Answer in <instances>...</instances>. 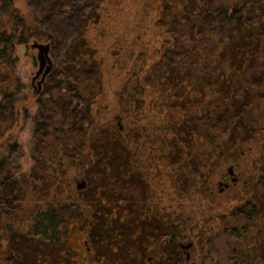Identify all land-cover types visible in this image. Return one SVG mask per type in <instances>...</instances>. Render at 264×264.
Here are the masks:
<instances>
[{
	"label": "trees",
	"instance_id": "obj_1",
	"mask_svg": "<svg viewBox=\"0 0 264 264\" xmlns=\"http://www.w3.org/2000/svg\"><path fill=\"white\" fill-rule=\"evenodd\" d=\"M78 1L0 0L1 211L6 210V207L16 211L31 209L24 205L29 199L50 202L60 200V203H63L60 209L69 210L73 206L72 202L78 198L76 191L70 185L64 184L66 170L71 167L89 169L90 145L101 152L99 144L104 135L98 130L94 133V139L84 131L77 132L72 138L70 135L63 136L60 125V77L58 78L60 64L45 76L39 92L31 89V81L26 83L18 76V47L27 46L28 40H38L50 42L51 49L60 46V42L68 43L67 55L72 69L65 73H71L72 77L77 78L86 72L100 79L99 62L92 61L93 56L88 50L80 52L77 39L81 32L78 33V38L74 37L70 41L68 39L77 31V28L71 27L73 21H80L81 26L88 23L94 14L100 13L104 0ZM143 1H151V5H154L155 19H158L157 27L164 29L161 32L166 39L154 52L153 60L147 67L136 64L140 66L138 72L151 75L148 79L158 83V88L164 90L161 94L165 98L175 91L178 97L185 100L183 107L177 109L176 122L195 125L193 128L187 126L192 137L193 155L200 156L204 151L201 145L205 126L208 129L210 161L215 158L214 154H220L218 147L222 153H226L229 147H234L235 138L251 136V132L256 131V123L262 126L259 130L263 132L264 0ZM40 5H45V9H48L45 14L39 11ZM78 13H83V20L78 19ZM184 31L189 33L185 42L187 45L183 51H178L174 46H170V43L174 36V43L175 39L182 38ZM202 32H205L209 39V49H206L202 41ZM144 54L145 51L140 50L138 57L141 58ZM207 71L209 77L205 78L202 75ZM188 74L192 76H187ZM134 78L139 80V76ZM49 82L53 84L51 89L47 86ZM183 82L187 84L186 89L180 85ZM196 85L201 86V91L197 94L194 91ZM68 87L86 88L82 80ZM180 88L183 91H179ZM205 97L208 99L207 105H204ZM190 98L192 100H189ZM28 120L32 121L31 137L35 145L29 151L27 161L29 160L30 164L27 163L28 167L25 169L26 166L22 164L25 159L19 160L16 156L21 149V127ZM111 134L109 133V136L119 147H115L114 151L121 152L119 128ZM72 139H78L81 144H75ZM73 146L80 153L79 160H73L66 154ZM262 174H259L258 178L255 177L256 179L252 178L249 187L251 194L248 198H243L239 191V203L236 206L233 204L234 207L226 209L225 213L218 214L231 219L225 221L228 227L222 231L226 237L219 246L238 251L234 253L235 258L231 264L239 263V259L243 257L240 252L242 249L257 250L258 264H264ZM200 180L198 173L191 176L192 186L199 187L198 191L202 193L203 189L198 182ZM12 202L14 204H11ZM4 203H8L7 206ZM208 212L207 215H213L211 210ZM6 216L1 213L0 223H4ZM16 216L28 217V214L16 213Z\"/></svg>",
	"mask_w": 264,
	"mask_h": 264
},
{
	"label": "flooded vegetation",
	"instance_id": "obj_2",
	"mask_svg": "<svg viewBox=\"0 0 264 264\" xmlns=\"http://www.w3.org/2000/svg\"><path fill=\"white\" fill-rule=\"evenodd\" d=\"M64 74L62 72L61 76ZM40 76L32 80V85L37 83ZM37 88L38 84L35 92L40 91ZM155 91L164 92L161 88ZM80 93L78 89L60 91L63 136H69L73 128L86 132L90 129L87 126L95 122L69 120L68 113L63 110L68 102H78L73 111L80 109ZM143 93L144 90L135 88L122 90L121 114L116 117L121 132V152L92 153L90 163V166H95L104 157H117L115 161L119 163V168L116 173L119 175L107 168L108 163L103 164L105 169L101 171L106 178L100 175L99 170L90 168L92 191L89 200L72 202L75 216H64L60 200L33 201L29 203V210L16 211L10 207L0 210V216L1 213L7 215L4 223H0V264H222V261L231 264L234 253L238 251L223 249L222 255V248H219L222 236L226 237L222 231L228 227L225 221L231 219L219 216V213L214 215L212 211L213 215H207L209 212L204 211L205 214L201 216H193L185 208L178 214V174L190 181L180 190L185 197L191 190H199V187L191 184L193 174L198 173L201 179L205 178L200 187L203 189L201 197L209 198L206 208L209 202L218 199V195L226 193L241 181L250 187L248 181L252 182V178L247 177L244 171L236 170L241 163L235 158L244 155L243 150L238 148L249 137L235 138L234 147H229L236 151L228 166L232 167L233 172L229 173L227 167L224 175L221 174V178L214 183L210 179L211 171L218 165L216 160L226 155L218 147L220 154H214L215 158L210 161L207 127H204L202 137L201 148L204 151L200 156H194L189 125L176 122L177 109L183 107L185 100L173 91L157 107H162L168 115L155 114L150 117L143 113ZM88 94L84 98L87 107L95 102V89H89ZM87 110L91 112V107ZM144 117L146 121H142ZM88 134L94 139V133ZM252 166L258 172L256 178L261 173L264 176V157L257 169L253 163ZM233 177L236 179L232 180ZM119 181L121 184L118 186ZM85 187L87 185L77 189L81 191ZM7 204L4 203L5 206ZM16 213L29 216L18 217ZM240 252L243 257L238 264L249 261L258 264L257 250L242 249Z\"/></svg>",
	"mask_w": 264,
	"mask_h": 264
},
{
	"label": "rangeland",
	"instance_id": "obj_3",
	"mask_svg": "<svg viewBox=\"0 0 264 264\" xmlns=\"http://www.w3.org/2000/svg\"><path fill=\"white\" fill-rule=\"evenodd\" d=\"M19 1L20 0H17V2ZM71 1L79 2L78 0ZM39 11L42 14H45L48 9H45V5H40ZM74 11L75 9H73V12ZM83 13H78V19L83 20V18L81 17V14ZM97 14H94V16H92V20H90L83 26H81L80 21H73L71 27L77 28V31H74L75 34L72 35L68 40L70 41L74 37H77L79 35L78 33L81 32V36H79V39H77L78 45L81 49L80 52L84 53L88 50L93 56L92 61L99 62L100 79H97L95 76H92L93 74L86 72L82 73L77 78L75 76L72 77L71 73H65V71H67L68 69H72L71 62L69 61L67 55L68 43L60 42V46L57 45L56 48H50L49 52V55L53 62L52 69H55L60 64V76H58V78L60 77V91L64 89L65 91L70 89L68 86L74 82L77 83L78 80L84 81V84L86 86V88L82 89L78 87L73 88L81 91V93L79 94L81 95V101L79 102L81 106L80 109H76L75 111H73L72 109L74 106H77L78 102H68L64 106V109H62L68 113V117H70L69 120H77L80 122L88 120L95 121L94 123L90 124V127L87 126L91 131H88L87 129L86 132L96 133V131L98 130L102 132V135H104L101 144H99V150L101 152L96 151V149L90 145V163L92 153H119L114 151L115 147L117 149H119V147L116 144V141H113L111 139L109 133L111 134L112 131L116 130L117 128L116 117L121 114L120 99L122 96V90H124L125 88L144 90L143 98H145V101L143 100L142 105L143 113H145V116L146 114L150 115V117H153V115L155 116V114H159L162 116L168 115L166 111H163V109H161L162 107L159 109L157 108L160 107V101L165 100V96H162L163 94L155 91L158 89V83H156L154 80L148 79V76L144 73L140 74L138 72V70H140V66L144 65L145 67H147L148 63L153 60L154 52L162 46V42L166 39L164 34L161 32V30L164 29H159L157 27L158 19H155L154 5H151V1L144 2L143 0H104L102 1V8L100 9V13ZM166 31L168 32V29ZM185 31H187V28H185ZM201 36L206 49H209L210 43L205 32H202ZM170 37H172V35ZM174 37L172 39L173 41L170 43V46H174L178 51H183L187 45H185V42L189 38V33L185 32L182 38L175 39L176 44L174 43ZM32 41L33 40H28L26 43L27 46L25 45L26 47L20 46L17 50L20 55V60L17 62L18 76L26 83L30 81L32 82V76L35 74L38 68V62L35 56L36 50L29 47V44ZM140 50L145 51V54L141 58L138 57ZM176 50L174 54H176ZM77 51H75V53ZM182 53L183 52H181L180 55H182ZM137 63H139L140 66L136 65ZM91 64L94 65V63ZM132 67H134L135 70ZM62 72L65 73L64 76H61ZM208 74L209 72L207 71L202 76L207 78L209 77ZM138 76L139 80L137 78H134ZM189 76H192V74H190ZM34 85L36 86L37 83L33 84V88H31L32 90L35 89ZM52 85L53 84L50 82L49 84H47L49 89H51L50 87ZM180 85L185 89L187 87V84L185 82L181 83ZM200 87V85H196L194 90L196 94L201 91ZM92 88L95 89V102L91 106H88L91 107V112H88V107L87 105L85 106L84 98L89 95L88 91ZM180 90L183 91L182 88H180L179 91ZM69 95L71 98L72 93H70ZM207 104L208 99L205 97L204 105ZM145 119L146 118L144 117L142 121ZM30 121L31 120L26 121V123L21 127V149L20 153L16 156L17 158H20L19 160H22V158L25 159L22 162V164L26 166L24 167L25 169L28 167L27 163L30 164V161H27V158H29V151L35 145L33 137H31L33 135V125L32 121ZM190 127L193 128L195 127V125H191ZM259 127L262 126H258L256 123V128L258 129H256L255 132L252 131V134L251 136H249L248 140H245L243 144L239 145L238 150H243L244 155L235 157L237 159L236 161L238 163H241V165L236 167V170H242V172L244 171V173L248 174L247 177H249L250 179L255 178L258 174V172L254 171L252 163L254 165V168L257 169V166H259L260 161L264 157V131L262 132L261 130H259ZM80 131H84V129H71V138L75 136L77 132L80 133ZM78 143L79 141L76 140L75 144ZM79 144H81V142ZM235 152L236 151L231 148L225 153V158H218L219 163L218 160H216V163L218 165H216V167L212 169V173L210 176V179H212L214 183L216 179L221 178V174L222 176L224 175L227 167L229 166V160H232L234 158ZM78 153V149L73 146L68 150L66 154L73 160H75L76 158L79 160L80 158ZM116 159L117 157L113 156L104 157L102 158V161H98L99 163L95 166L89 165V169L95 168L99 170L100 175L103 178H106L104 177V173H102L101 171L105 169V166L103 164L108 163L109 165H107V168L112 169L113 174L119 175V173H116L117 169L119 168V163L115 161ZM89 169L86 170L81 167H71L68 168V170H66L65 172L66 183L64 184L70 185L71 188L76 191L75 195L78 200H89V194L90 191H92L91 185L89 184ZM83 179L86 181L87 187L79 191V189L76 188V182ZM198 182L200 186H202L205 182V178H202ZM120 184V181L117 182L118 186ZM188 184H190L189 178L185 179L184 176H179L178 174V214L180 210H183V208H185V211L188 212V214H193V216H200L202 213H204V211L207 212L211 208V211L214 213V215H216V213H220L221 211L222 213H225L226 209H229L233 204L237 203L236 201H239L238 199L240 197L235 196V194H237V191L238 193L240 191L243 197L245 196L246 198L251 194V191H248V189L250 188L245 186L244 181H241V183H238L234 188L230 189L226 193H223L221 196L218 195V199H215L214 202H209L210 205H208L209 207L207 206V210V208L205 207V205H207V199L201 197V192H199L198 189H196L195 191L191 190V193L187 194L186 197L183 194H180V190H182L184 186ZM248 184L251 185V181H248ZM28 201L29 202H25L24 205L29 206V203L35 200L29 199ZM208 201L209 198L207 202ZM27 209L29 210V208ZM74 209L75 206L73 205L69 210H64V216H75V214L73 213ZM223 238L224 237H222V240ZM223 254L224 251L222 248V255ZM222 264H224L223 261Z\"/></svg>",
	"mask_w": 264,
	"mask_h": 264
},
{
	"label": "water",
	"instance_id": "obj_4",
	"mask_svg": "<svg viewBox=\"0 0 264 264\" xmlns=\"http://www.w3.org/2000/svg\"><path fill=\"white\" fill-rule=\"evenodd\" d=\"M29 47L31 49H35L36 50V60L38 62V68L35 72V74L32 76V80H34L35 78H37L39 75L40 78L37 81L38 84V90L40 89L41 83L44 80V77L51 71L52 66H53V62L52 59L49 55L50 52V48L51 45L49 42H39L37 40H33L30 44ZM228 172L232 173V167H228ZM236 178L233 177L232 180H235ZM86 185V181L80 180L78 182H76V188H83Z\"/></svg>",
	"mask_w": 264,
	"mask_h": 264
}]
</instances>
